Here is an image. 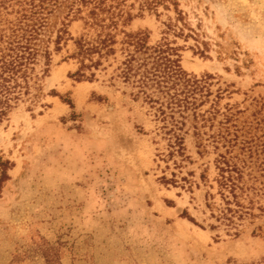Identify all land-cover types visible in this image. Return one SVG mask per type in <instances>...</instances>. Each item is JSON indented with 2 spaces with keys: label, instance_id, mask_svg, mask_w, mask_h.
I'll use <instances>...</instances> for the list:
<instances>
[{
  "label": "rangeland",
  "instance_id": "rangeland-1",
  "mask_svg": "<svg viewBox=\"0 0 264 264\" xmlns=\"http://www.w3.org/2000/svg\"><path fill=\"white\" fill-rule=\"evenodd\" d=\"M10 8L0 6L7 34ZM127 28L149 45L178 47L184 71L211 75L196 110L204 118L161 120L116 76L119 53L93 78L77 77L82 22L71 21L61 49L49 45L48 71L41 58L35 65L40 91L30 88L0 121V159L9 162L0 264H264V228L254 230L264 212L255 207L237 229L211 216L222 205L220 153L264 174V0H164ZM255 200L264 206V190Z\"/></svg>",
  "mask_w": 264,
  "mask_h": 264
},
{
  "label": "trees",
  "instance_id": "trees-1",
  "mask_svg": "<svg viewBox=\"0 0 264 264\" xmlns=\"http://www.w3.org/2000/svg\"><path fill=\"white\" fill-rule=\"evenodd\" d=\"M163 1L0 0V6L8 3L14 12V19L9 21V33L0 29V121L11 107L30 93V88L40 91L35 65L41 58L45 65L42 74L48 71L51 51L61 49V43L69 35L68 24L73 20L82 22V32L74 38L75 51L72 53L79 63L77 77L93 78L95 74L91 69L98 68L108 58L115 60L119 53L122 58L116 66V76L136 89L131 93L134 98L141 96L155 106L161 120L166 117L174 120V113L182 116L188 111H192L194 119L204 118L203 113L196 110L210 95L208 80L211 75L197 77L184 71L179 63L178 47L170 46L167 41L149 45L146 33L127 28L143 10L153 11ZM135 3L137 13L133 12ZM86 70L90 71L88 75ZM174 121L179 127L183 124L182 120ZM173 137L174 151L182 154V135L174 129ZM8 164V160L0 159V179L7 178L5 168ZM248 167L226 153H220L215 159L214 181L222 205L216 207L218 213H211V216L235 229L238 221L246 216H257L253 211L255 207L264 212L262 204L255 206V197L264 190V174L253 175L247 172ZM162 181L173 183L164 176ZM263 228L264 225H257L254 230L261 232Z\"/></svg>",
  "mask_w": 264,
  "mask_h": 264
}]
</instances>
